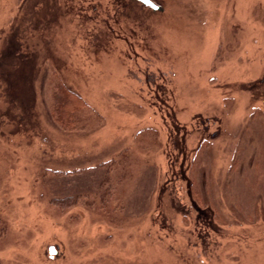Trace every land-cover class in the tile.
Here are the masks:
<instances>
[{"label": "rangeland", "instance_id": "rangeland-1", "mask_svg": "<svg viewBox=\"0 0 264 264\" xmlns=\"http://www.w3.org/2000/svg\"><path fill=\"white\" fill-rule=\"evenodd\" d=\"M22 1L0 264H264V0Z\"/></svg>", "mask_w": 264, "mask_h": 264}, {"label": "flooded vegetation", "instance_id": "flooded-vegetation-1", "mask_svg": "<svg viewBox=\"0 0 264 264\" xmlns=\"http://www.w3.org/2000/svg\"><path fill=\"white\" fill-rule=\"evenodd\" d=\"M152 1L160 7L155 9L152 6L148 5L149 7H151L153 10H159V11L164 10V7L161 4L157 3L155 0ZM141 2L144 3L143 1ZM25 3L26 0H23L22 2H20V6L21 7L24 6ZM14 54H17V49L15 48V45H8L7 48H4L2 51H0V83L2 77L5 79V82L7 83V86H1L0 84V92L1 90H3V96L0 94V100L5 98V93L7 92L11 96V99L9 100H7L6 98L4 99V102L7 104L6 108H10L15 104V105H22L25 107V109L31 110V102H32L31 86H32V72H33L32 57H31L32 55L30 56L31 53L28 54L27 55L28 61H26L25 59H23L26 58L25 53L24 55L18 54L20 60L17 61L16 58L14 57ZM16 61L19 62L20 65L23 64L24 66L23 71L22 70H19V72L15 71L16 67L18 66ZM263 80L264 79H262V81ZM19 97L25 98L23 99V102H21L20 100L19 101L14 100V98H19ZM4 111L7 110L4 109ZM8 117L10 118L11 116L8 115ZM12 119H14L15 121L19 120L21 122L26 120V118L15 119L13 117Z\"/></svg>", "mask_w": 264, "mask_h": 264}, {"label": "water", "instance_id": "water-1", "mask_svg": "<svg viewBox=\"0 0 264 264\" xmlns=\"http://www.w3.org/2000/svg\"><path fill=\"white\" fill-rule=\"evenodd\" d=\"M141 1H143L147 5L152 6L155 9L160 7L157 4H155L152 0H141ZM50 252H51V254H55L56 251L53 247H51Z\"/></svg>", "mask_w": 264, "mask_h": 264}, {"label": "trees", "instance_id": "trees-1", "mask_svg": "<svg viewBox=\"0 0 264 264\" xmlns=\"http://www.w3.org/2000/svg\"><path fill=\"white\" fill-rule=\"evenodd\" d=\"M66 103H67V102H66ZM68 103H70V102H68ZM68 103H67V104H68ZM67 104H66V105H67ZM67 107H68V105L63 107V109H64L63 112H64V113H66V111H67V110H66Z\"/></svg>", "mask_w": 264, "mask_h": 264}]
</instances>
